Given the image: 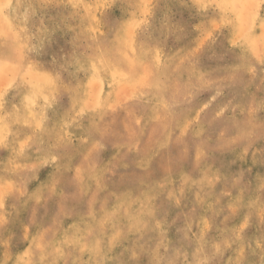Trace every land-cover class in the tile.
Returning <instances> with one entry per match:
<instances>
[{
    "label": "rangeland",
    "instance_id": "1",
    "mask_svg": "<svg viewBox=\"0 0 264 264\" xmlns=\"http://www.w3.org/2000/svg\"><path fill=\"white\" fill-rule=\"evenodd\" d=\"M0 45L1 264H264V0H0Z\"/></svg>",
    "mask_w": 264,
    "mask_h": 264
},
{
    "label": "bare ground",
    "instance_id": "2",
    "mask_svg": "<svg viewBox=\"0 0 264 264\" xmlns=\"http://www.w3.org/2000/svg\"><path fill=\"white\" fill-rule=\"evenodd\" d=\"M247 8H248V7H247ZM209 9H210V8H209ZM249 12H250V11H249ZM25 16H26V15H25ZM27 18H28V17H27ZM27 18H26V19H27ZM32 19H33V18H32ZM70 20H71V19H70ZM120 26H121V25H120ZM115 29H117V28H116V27L113 28L114 31H116ZM152 29H153V28H152ZM119 30H122V29H119ZM109 32H110V30H109ZM43 33H44V32H43ZM115 33H116V32H115ZM115 33H114V34H115ZM37 34H38V33H37ZM106 35H107V34H106ZM37 36H41V35H37ZM107 36H108V35H107ZM114 36H115V35H114ZM44 37H45V36H44ZM49 37H50V36H49ZM36 39H37V38H36ZM112 39H113V38H112ZM45 40H46V39H45ZM102 40H103V39H102ZM119 40H120V39H119ZM37 41H38V40H37ZM37 41H36V42H37ZM114 41H115V40H114ZM114 41H113V42H114ZM7 42H8V41H7ZM55 42H56V41H55ZM109 42H110V41H109ZM113 42H112V43H113ZM37 43H38V42H37ZM118 43H119V42H118ZM7 44H8V43H7ZM41 44H42V43H41ZM115 44H116V43H115ZM115 44H114V45H115ZM119 44H121V43H119ZM5 45H6V44H5ZM9 45H10V44H9ZM111 45H112V44H111ZM121 45H122V44H121ZM0 46H1V45H0ZM10 46H11V45H10ZM42 46H43V44H42ZM125 47H126V46H125ZM34 48H35V47H34ZM42 48H43V47H41V49H42ZM99 48H100V47H99ZM103 48H104V47H103ZM103 48H102V49H103ZM106 48H108V47H106ZM54 49H55V48H54ZM247 49H248V48H247ZM42 50H43V49H42ZM52 50H53V49H52ZM31 51H32V50H31ZM105 51H106V50H105ZM39 52H40V51H39ZM235 52H236V51H235ZM9 53H10V52H9ZM117 53H118V52H117ZM33 54H34V53H33ZM103 54H104V53H103ZM17 55H18V54H17ZM109 55H110V54H109ZM14 56H15V55H14ZM49 56H50V55H49ZM110 56H111V55H110ZM110 56H109V58L111 59ZM17 57H18V56H17ZM52 57H53V56H52ZM106 57H107V56H106ZM47 58H48V57H47ZM105 59L108 60V58H105ZM73 60H74V59H73ZM103 60H104V59H103ZM35 61H36V60H35ZM11 62H12V61H11ZM19 62H20V61H19ZM45 62H46V61H45ZM74 62H75V61H74ZM74 62H73V63H74ZM1 63H2V62H1ZM8 63H9V62H8ZM8 63L6 62V64H8ZM71 64H72V63H71ZM4 65H5V64H4ZM67 65H70V64H67ZM74 65H75V64H74ZM15 66H16V64H15ZM12 68H14V67H12ZM7 70H8V69H7ZM21 71H22V70H21ZM78 71H79V70H78ZM37 72H38V71H37ZM102 74H103V73H102ZM38 75H39V74H38ZM104 75H105V74H104ZM39 76H40V75H39ZM46 76H48V75H46ZM71 76H72V75H71ZM34 77H35V76H34ZM37 77H38V76H37ZM67 77H68V76H67ZM72 79H73V78H72ZM56 80H57V79H56ZM263 80H264V79H263ZM67 81H68V80H67ZM69 81H70V80H69ZM69 81H68V82H69ZM81 81H82V80H81ZM70 82H72V81H70ZM119 82H120V81H119ZM56 83H57V81H56ZM51 84H52V83H51ZM59 84H62V83H59ZM74 84H75V82H74ZM55 85H56V84H55ZM64 85H67V84H64ZM57 86H58V85H57ZM61 86H63V85H61ZM25 87H26V86H25ZM51 88H52V87H51ZM56 88H58V87H56ZM61 88H62V87H61ZM102 88H103V87H102ZM46 89H47V88H46ZM46 89H45V90H46ZM58 89H59V88H58ZM62 89H64V88H62ZM106 89H107L108 91L111 90V89H112V84H109V86H107V88L105 87V90L103 91L102 96H101V93L98 94V96H99L98 99H99V100H101V99L106 100V97L108 96V94H107L108 91H107ZM43 90H44V89H43ZM33 91H35V90H33ZM56 91H57V90H56ZM66 91H67V89H66ZM80 91H81V90H80ZM53 92H54V91H53ZM18 93H19V92H18ZM36 93H37V92H36ZM41 93H42V92H40V94H41ZM44 93H45V92H44ZM46 94H49V95H50L49 92L46 93ZM55 94H56V93H55ZM106 95H107V96H106ZM153 96H154V95H153ZM154 97H155V96H154ZM48 98H50V97H48ZM109 98H110V97H109ZM109 98H108V99H109ZM177 98H178V97H177ZM51 99H52V98H51ZM49 100H50V99H49ZM54 100H55V99H54ZM139 100H140V98H139ZM16 101H17V100H16ZM38 101H39V100H38ZM38 101H37V102H38ZM51 101H52V100H51ZM74 101H75V100H74ZM54 102H55V101H54ZM101 102H102V101H101ZM101 102H100V103H101ZM72 103H73V101H72ZM75 103H76V102H75ZM75 103H73V104L75 105ZM55 104H56V102H55ZM79 105H80V104H79ZM102 107H104V106H102ZM23 108H24V107H23ZM33 108H34V107H33ZM35 108H36V107H35ZM24 109H25V108H24ZM104 109H105V108H104ZM36 110H37V109H36ZM96 110H97V109H96ZM14 111H15V110H14ZM37 111H38V110H37ZM51 112H52V111H51ZM93 112H94V111H93ZM93 112H92V113H93ZM12 113H13V112H12ZM15 113H16V111H15ZM20 113L22 114L21 111H20ZM99 113H100V111H99ZM37 114H40V113H37ZM94 114H96V113H94ZM41 115H42V114H41ZM49 115H50V114H49ZM57 115H58V114H57ZM84 115H85V114H84ZM257 115H258V114H257ZM25 116H26V115H25ZM94 116H95V115H94ZM96 116H97V115H96ZM27 117H28V116H27ZM27 117H26V119H27ZM29 117H31V116H29ZM40 117H41V116H40ZM17 118H18V117H17ZM19 118H21V117H19ZM22 118H23V117H22ZM42 118H43V117H42ZM10 119H11V118H10ZM10 119H9V120H10ZM15 119H16V118H15ZM21 121H22V119H21ZM14 122H15V121H14ZM24 122H25V121H24ZM32 122H33V121H32ZM12 123H13V122H12ZM13 125H14V124H13ZM5 126H6V125H5ZM8 126H9V125H8ZM39 126H40V125H39ZM48 127H49V126H48ZM130 127H131V126H130ZM6 128H8V127H6ZM12 129H13V128H12ZM10 130H11V129H10ZM33 131H34V130H33ZM35 131L37 132V130H35ZM50 131H51V130H50ZM50 131H49V132H50ZM27 133H28V130H27ZM35 134H36V133H35ZM37 134H38V133H37ZM41 135L44 136V134H41ZM14 136H15V135H14ZM30 136L32 137L33 135H30ZM45 136H46V135H45ZM22 137H23V136H22ZM22 137H21V138H22ZM33 137H34V136H33ZM33 137H32V138H33ZM36 137H37V136H36ZM38 137H39V136H38ZM41 137H42V136H41ZM49 137H50V136H49ZM51 137H52V136H51ZM147 138H148V137H147ZM33 139H34V138H33ZM49 139H50V138H49ZM49 139H48V140H49ZM4 141H5V140H4ZM24 141H25V140H24ZM9 142H10V141H9ZM9 142H8V143H9ZM20 142H21V141H20ZM31 142H32V141H31ZM38 142H39V140H38ZM47 142H48V141H47ZM21 143H22V142H21ZM25 143H26V141H25ZM27 143H28V142H27ZM51 143H52V142H51ZM4 144H5V143H4ZM43 144H44V143H43ZM43 144H42V145H43ZM45 144H46V142H45ZM39 145H40V144H39ZM39 145H38V146H39ZM46 145H47V144H46ZM53 146H54V145H53ZM53 146H52V147H53ZM12 147H13V146H12ZM27 147H28V145H27ZM45 148H46V147H45ZM47 148H48V146H47ZM41 149H42V148H41ZM104 149H105V148H104ZM7 151H8V150H7ZM21 151H22V150H21ZM30 151H31V150H30ZM36 151H37V150H36ZM63 151H64V150H63ZM18 152H19V150H18ZM23 152H26V151H23ZM38 152H39V151H38ZM50 152H53V151H50ZM30 153H31V152H30ZM40 153H42V152H40ZM8 154H9V152H8ZM52 154H53V153H52ZM54 155H55V154H54ZM60 155H61V154H60ZM20 156H21V154H20ZM28 156H29V155H28ZM26 157H27V156H26ZM20 158H21V157H20ZM247 159H248V158H247ZM17 160H19V159H17ZM232 160H233V159H232ZM34 161H35V159H34ZM234 162H235V161H234ZM254 162H255V161H254ZM32 163H33V161H32ZM32 163H31V164H32ZM31 164H29V166H31V168H32V165H34V164H32V165H31ZM239 165H240V164H239ZM262 165H263V164H262ZM79 166H80V165H79ZM174 166H175V165H174ZM13 167H14V166H13ZM163 167H164V166H163ZM168 168H169V167H168ZM227 168H228V167H227ZM33 169H34V168H33ZM237 169H238V168H237ZM255 169H256V168H255ZM26 170H27V168H26ZM224 170H225V169H224ZM249 170H250V168H249ZM32 171H34V170H32ZM241 171H242V170H241ZM28 172H29V171H28ZM249 172H250V171H249ZM33 173H34V172H33ZM28 174H29V173H28ZM242 174H243V172H242ZM230 175H231V174H230ZM33 176H34V174H33ZM29 177H31V176H29ZM241 177H242V176H241ZM217 178H218V177H217ZM246 179H247V178H246ZM30 181H31V180H30ZM26 182H27V181H26ZM52 183H53V182H52ZM22 184H23V183H22ZM24 184H25V183H24ZM27 184H28V183H27ZM236 184H237V183H236ZM25 185H26V184H25ZM25 185H23V187H24ZM241 185H242V184H241ZM262 185H263V184H262ZM262 185H261V186H262ZM85 186H86V185H85ZM256 186H257V185H256ZM12 187H13V186H12ZM33 187H34V186H33ZM254 187H255V186H254ZM120 188H121V187H120ZM257 188H258V187H257ZM259 188H260V186H259ZM206 189H207V188H206ZM21 190H22V189H21ZM25 190H26V189H25ZM19 191H20V189H19ZM19 191H18V193H19ZM11 193H12V192H11ZM54 193H55V192H54ZM255 194H256V193H255ZM0 195H2V194H0ZM24 195H25V194H24ZM258 195H259V194H258ZM256 196H257V195H256ZM1 198H2V197H1ZM30 199H31V198H30ZM256 199H257V198H256ZM44 200H45V199H44ZM257 200H258V199H257ZM184 202H185V201H184ZM250 202H251V201H250ZM0 203H1V202H0ZM58 203H59V202H58ZM96 203H97V202H96ZM151 205H152V204H151ZM31 206H32V205H31ZM58 206H59V205H58ZM248 206H249V205H248ZM50 208H51V207H50ZM170 208H171V207H170ZM211 209H212V208H211ZM241 209H242V208H241ZM255 210H256V209H255ZM33 211H34V210H33ZM158 211H159V210H158ZM174 211H175V210H174ZM174 211H173V212H174ZM14 213H15V212H14ZM31 214H32V213H31ZM237 214H238V213H237ZM100 215H101V214H100ZM185 216H186V215H185ZM34 218H35V217H34ZM13 219H14V218H13ZM139 220H140V219H139ZM145 220H146V219H145ZM145 220H144V221H145ZM227 220H228V219H227ZM35 221H36V220H35ZM144 221H143V222H144ZM180 221H181V220H180ZM29 223H30V222H29ZM90 223H91V222H90ZM138 224H139V223H138ZM118 225H119V224H118ZM64 226H65V225H64ZM93 226H95V224H94ZM180 226H181V225H180ZM189 226H190V225H189ZM47 227H48V226H47ZM44 229H45V228H44ZM89 229H90V227H89ZM59 230H60V229H59ZM47 231H48V230H47ZM18 235H19V234H18ZM42 235H43V234H42ZM69 235H70V234H69ZM121 235H122V234H121ZM161 235H162V234H161ZM232 239H233V238H232ZM256 239H257V238H256ZM131 240H132V239H131ZM230 240H231V239H230ZM54 241H55V240H54ZM57 241H58V240H57ZM133 242H134V241H133ZM241 242H242V241H241ZM102 243H103V242H102ZM53 244H54V243H53ZM129 244H130V243H129ZM152 244H153V243H152ZM152 244H151V245H152ZM16 245H17V244H16ZM87 245H88V244H87ZM87 245H86V246H87ZM117 246H118V245H117ZM245 246H246V245H245ZM51 247H52V246H51ZM136 247H137V246H136ZM187 247H188V246H187ZM224 248H225V247H224ZM6 249H7V248H6ZM139 249H140V248H139ZM51 250H52V249H51ZM6 251H7V250H6ZM57 251H58V250H57ZM109 251H110V250H109ZM106 252H107V251H106ZM137 252H138V251H137ZM83 253H84V252H83ZM109 253H110V252H109ZM134 254H135V253H134ZM177 255H178V254H177ZM123 256H124V255H123ZM35 257H36V256H35ZM35 257H34V258H35ZM263 257H264V256H263ZM97 258H98V257H97ZM133 259L135 260V258H133ZM149 259H150V258H149ZM5 260H6V259H5ZM70 260H71V259H70ZM121 262H122V261H121ZM0 264H1V261H0ZM10 264H11V262H10Z\"/></svg>",
    "mask_w": 264,
    "mask_h": 264
}]
</instances>
